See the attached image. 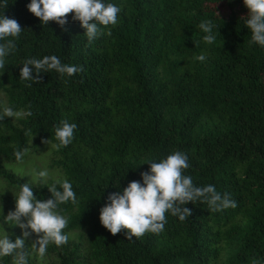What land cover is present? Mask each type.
Segmentation results:
<instances>
[{"label":"trees","instance_id":"trees-1","mask_svg":"<svg viewBox=\"0 0 264 264\" xmlns=\"http://www.w3.org/2000/svg\"><path fill=\"white\" fill-rule=\"evenodd\" d=\"M103 2L121 9L118 22L101 26L91 43L71 14L62 28L41 25L27 10L30 0L0 7L23 30L5 58L0 94L6 106L27 111L31 105L32 112L0 120L3 216L15 210L19 184L29 181L13 171L45 151L48 169L72 184L79 201L58 206L68 218V242L48 246L53 264H264V47L251 42L243 0ZM204 20L214 25L211 44L199 28ZM201 54L203 62L196 59ZM52 55L83 71L42 73L39 84L20 79L26 59ZM62 120L77 127L72 143L57 151L52 145ZM24 148L17 162L14 151ZM175 151L187 155L184 174L194 185H214L237 207L213 212L198 201L184 205L192 211L184 221L167 213L159 234L130 240L124 231L110 234L99 221L108 196L142 183L148 161ZM31 183L38 200L50 198L45 184ZM3 227L13 241L22 237L18 226ZM34 236L25 240L29 264L38 261L30 248ZM0 264H12V257H0Z\"/></svg>","mask_w":264,"mask_h":264},{"label":"clouds","instance_id":"clouds-1","mask_svg":"<svg viewBox=\"0 0 264 264\" xmlns=\"http://www.w3.org/2000/svg\"><path fill=\"white\" fill-rule=\"evenodd\" d=\"M248 10L245 25L251 32V42L264 47V0H243ZM4 0L0 7H7ZM27 10L46 26L54 22L63 28L68 23V15L73 21L79 22L85 30L89 43L101 34V26L108 27L118 22L121 9L113 3H104L103 0H30ZM211 20H204L199 28L204 35V42L211 44L216 39L213 33ZM20 24L12 18L3 15L0 11V75L5 69V58L17 50L16 39L20 36ZM110 34V32H109ZM203 54L196 57L203 62ZM55 71L60 76L71 77L83 71L82 67L63 64L55 56H45L42 59H26L19 73L21 80L39 84L42 73ZM35 73V77L33 76ZM32 83L27 86L31 87ZM28 106L27 111H15L10 106H5L0 112V120L4 118L18 119L32 115ZM75 123L62 120L56 127L54 138L57 143L52 147L57 151L72 143ZM30 134V133H26ZM35 134L32 135V138ZM49 144V139L42 141ZM28 149L14 151L17 162H22ZM149 170L141 173L140 181L130 182L126 188L114 192L108 196V203L100 209V224L112 235L121 231L125 232V239L140 238L146 233L159 234L163 232L167 223L166 214L178 217L184 221L192 215V211L184 207L189 203H207L211 211L219 212L237 207L236 202L228 194H221L214 185L196 186L191 176L184 172L189 168L187 155L181 151H175L159 162L148 161ZM35 183L45 184L50 193L47 200H38L34 195V188L30 180L19 184V191L13 195L15 210L9 211L3 216V208L0 205V216L3 222L0 228L3 235L0 236V257H12V264H29V252L25 249V240L31 235L38 237L33 241L31 249L37 252L42 259L50 244L59 247L68 242V236L64 229L68 226V218L60 213L58 206L71 202L79 203L72 184L67 180H56L47 185L49 171L47 169L36 172L34 170ZM4 225H16L22 230V237L14 241L4 231ZM251 264H261L253 259Z\"/></svg>","mask_w":264,"mask_h":264},{"label":"rangeland","instance_id":"rangeland-1","mask_svg":"<svg viewBox=\"0 0 264 264\" xmlns=\"http://www.w3.org/2000/svg\"><path fill=\"white\" fill-rule=\"evenodd\" d=\"M0 104L2 107L6 106V98L3 94H0ZM49 163V153L45 151H39L36 154L29 155L26 157L25 161L20 163L18 165L17 171L22 172L20 174L15 173L19 178H22L20 175L23 176V178H26L27 180H30V182L35 181V176H34V170L36 172L47 169L49 171V179L48 180H57L59 177V174L56 171L48 169L47 165ZM11 167V166H10ZM9 167V169H10ZM47 180V181H48ZM6 232V231H5ZM3 235V230L0 229V236ZM72 237L73 235H69ZM38 237L34 236L31 241L36 240ZM33 255L35 259L38 261L34 262V264H53V257L52 255H49L48 253L45 254V256L41 259L39 255L37 254L36 251L33 250ZM32 258V255L30 256V259Z\"/></svg>","mask_w":264,"mask_h":264}]
</instances>
